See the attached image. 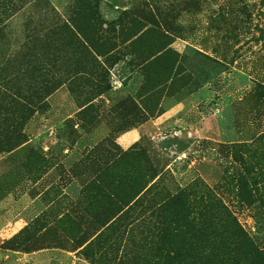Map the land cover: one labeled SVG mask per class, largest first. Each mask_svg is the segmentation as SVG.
I'll use <instances>...</instances> for the list:
<instances>
[{
    "label": "rangeland",
    "instance_id": "obj_1",
    "mask_svg": "<svg viewBox=\"0 0 264 264\" xmlns=\"http://www.w3.org/2000/svg\"><path fill=\"white\" fill-rule=\"evenodd\" d=\"M242 158L264 0H0V264H203L156 213L193 183L264 247Z\"/></svg>",
    "mask_w": 264,
    "mask_h": 264
},
{
    "label": "trees",
    "instance_id": "obj_2",
    "mask_svg": "<svg viewBox=\"0 0 264 264\" xmlns=\"http://www.w3.org/2000/svg\"><path fill=\"white\" fill-rule=\"evenodd\" d=\"M261 159L260 164L254 165L243 158L241 161L250 178L244 182L247 196L264 204V159ZM259 177L263 181L258 180ZM197 192V185L193 183L168 196L165 204L159 205L156 212L160 217L182 220L187 227L186 231L180 233L183 248L186 251L188 248V253H195L197 262L203 264H264V247L244 229L223 201L209 194L205 195V199ZM204 212L220 213L222 217L202 220L200 216ZM204 226L211 229H204Z\"/></svg>",
    "mask_w": 264,
    "mask_h": 264
}]
</instances>
